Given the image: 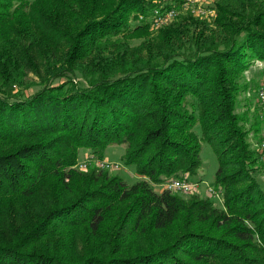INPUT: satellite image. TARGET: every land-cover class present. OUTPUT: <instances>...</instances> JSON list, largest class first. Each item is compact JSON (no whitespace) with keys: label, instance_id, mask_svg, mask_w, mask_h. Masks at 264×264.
Wrapping results in <instances>:
<instances>
[{"label":"trees","instance_id":"obj_1","mask_svg":"<svg viewBox=\"0 0 264 264\" xmlns=\"http://www.w3.org/2000/svg\"><path fill=\"white\" fill-rule=\"evenodd\" d=\"M163 1L0 0V223L11 205L31 217L8 226L0 264H264V161L248 139L264 119L247 129L237 111L264 62V0H218L214 18L186 11L153 33L137 17ZM203 141L221 205L163 188L198 173ZM112 144L135 183L78 167Z\"/></svg>","mask_w":264,"mask_h":264},{"label":"rangeland","instance_id":"obj_2","mask_svg":"<svg viewBox=\"0 0 264 264\" xmlns=\"http://www.w3.org/2000/svg\"><path fill=\"white\" fill-rule=\"evenodd\" d=\"M201 1L204 3H206V2L207 3H213V6L211 5L212 6L211 8H213L214 13L208 14L206 16L198 15V14H195V15L197 17L202 18V19H211L213 16L216 15V10H215L214 4H216V2L218 0H201ZM176 18H174V19H176ZM151 25H153V24L151 23ZM161 27H163V26L162 25L156 26L154 24L151 27L150 31L153 33H156V31L158 29H160ZM141 41H142L141 38L135 37V38L131 39V46L132 47L138 46L141 43ZM78 80L84 84V81L81 78V76H78ZM243 80H245L246 82L249 83L251 89L247 92H242L239 95L238 104H237V111L244 113L245 116L248 117V120L245 122V127L247 129H250V125H251V122L254 118V115L259 114L260 118L264 119V101L259 99V97L257 95L258 86L262 82H264V62L258 61V60L255 61L250 66V68L248 70H246V72H244ZM31 81L32 82L39 81V77L37 75L30 73L28 76V79L26 80V82H27L26 85L31 83ZM61 81H63V79H57L55 81V83L57 84ZM39 88H41L40 85H35V86H32L30 89H28L27 92L33 93V92H36ZM197 130L200 131L199 127H197ZM261 131H262V129H261ZM259 137H260V139L256 140V136H255L254 131L249 130L248 139H249V142L251 143V147L254 149L256 148L257 150H259L262 153V157H263V161H264V152L261 151V142H262L261 141V139H262L261 132L259 133ZM255 141H256V143H254ZM124 153H125V145H119V144L109 145L105 150V154H104L103 158H99L98 156L93 155L91 152V149L83 148L81 150V153H80L81 159L79 161H82V160L84 161L88 157H90V155H93L95 157V159H99L100 161H103V160L108 161L109 160L111 162H119L121 165V168L118 169L117 171L111 170L112 173H114V174L117 173V174L121 175L122 177H124V179L129 184H132V183H135L136 181H138L140 179V177L137 175L134 166H126L123 164L124 162H123L122 157H123ZM201 155H202V159H203V165L199 169L198 173L196 175H194L193 177L190 176L189 174H184V177L187 178L191 182V184H194V187H193V190L191 193H198L200 196H209V197L215 199L216 204L221 205L222 202H220L221 200L219 199L220 195H216L214 193H211L209 190L211 188V186L213 187L214 180H215V173H216V170L218 168V158H217L216 152L210 143L203 141L202 142ZM78 167H80V166L78 165ZM88 168L83 169V167L82 168L80 167V169H82V170H87ZM257 174H258L257 178L260 181V183L262 184L261 186L264 189V164L262 165L260 170H258ZM155 186H156L157 190L162 189V187L160 185H155ZM181 194H183V193H181ZM188 194H190V193H188ZM184 195H187V194H184ZM20 212H22L21 208L14 207L13 205H11V206H9V209H7L5 211V215H2L1 218H2V220H4L5 224L0 223V241L1 240L6 241V240L10 239L11 237H13V235H14L13 230H10L8 226L18 227V226H22L26 223L27 220L26 219L24 220L23 218L20 217ZM30 218L31 217H29V219ZM29 219L27 221V224L29 223ZM77 240H78V242H77ZM74 242H76V244H77L76 253L78 255H81L83 253V250H84L86 244H87V241H85L84 239L80 240V238H77L76 240H74ZM49 243L52 245L51 241H49ZM90 247H91V244L88 245V248H90Z\"/></svg>","mask_w":264,"mask_h":264},{"label":"built area","instance_id":"obj_3","mask_svg":"<svg viewBox=\"0 0 264 264\" xmlns=\"http://www.w3.org/2000/svg\"><path fill=\"white\" fill-rule=\"evenodd\" d=\"M213 3H204L201 0H164L162 4L156 6L152 13L146 17L144 14H139L137 17V21L148 20L153 25L161 26L166 24L167 22L172 21L181 13L186 11H191L194 14L198 15H208L214 13ZM257 95L259 99L264 101V82H262L257 89ZM262 139H261V151L264 152V127L261 131ZM91 161L96 162V164L100 167L109 169V170H118L121 168L120 163L111 162L107 160L100 161L99 159H95L93 155H90L86 160L80 163V167L83 169L90 167L92 164ZM194 184L186 178H174L170 181H167L163 188L180 191L181 193H191L193 190ZM211 193L218 195L217 190L211 186L209 189Z\"/></svg>","mask_w":264,"mask_h":264}]
</instances>
